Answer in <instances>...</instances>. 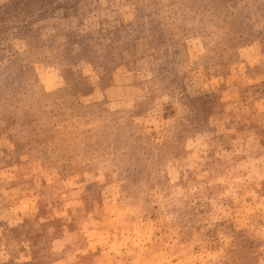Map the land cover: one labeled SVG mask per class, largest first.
I'll use <instances>...</instances> for the list:
<instances>
[{"label": "rangeland", "instance_id": "rangeland-1", "mask_svg": "<svg viewBox=\"0 0 264 264\" xmlns=\"http://www.w3.org/2000/svg\"><path fill=\"white\" fill-rule=\"evenodd\" d=\"M0 264H264V0H0Z\"/></svg>", "mask_w": 264, "mask_h": 264}, {"label": "trees", "instance_id": "trees-1", "mask_svg": "<svg viewBox=\"0 0 264 264\" xmlns=\"http://www.w3.org/2000/svg\"><path fill=\"white\" fill-rule=\"evenodd\" d=\"M228 1V0H227ZM232 0H229V2H231Z\"/></svg>", "mask_w": 264, "mask_h": 264}]
</instances>
